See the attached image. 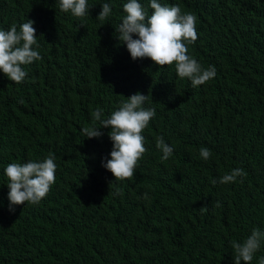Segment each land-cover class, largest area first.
I'll use <instances>...</instances> for the list:
<instances>
[{"label": "trees", "instance_id": "1", "mask_svg": "<svg viewBox=\"0 0 264 264\" xmlns=\"http://www.w3.org/2000/svg\"><path fill=\"white\" fill-rule=\"evenodd\" d=\"M121 2L101 22L100 0L83 19L54 0H0V27L34 21L42 57L20 84L0 74V264H232V242L264 228V0H167L197 18L188 54L216 68L195 88L170 65L130 59L114 37ZM136 92L156 115L114 197L101 167L109 129L99 139L81 129L96 107L107 115ZM158 136L174 148L167 160ZM49 151L55 183L39 205L9 213L3 167ZM236 167L237 182L211 183Z\"/></svg>", "mask_w": 264, "mask_h": 264}, {"label": "clouds", "instance_id": "2", "mask_svg": "<svg viewBox=\"0 0 264 264\" xmlns=\"http://www.w3.org/2000/svg\"><path fill=\"white\" fill-rule=\"evenodd\" d=\"M54 3L60 13L80 19L89 16V9L93 7L89 0H54ZM99 5L95 19L104 22L113 15L114 0H100ZM120 8V22L114 29V37L131 60L147 58L158 68L170 65L178 78L187 79L194 88L216 76L214 65L204 67L188 54V46L197 40L195 14L182 12L178 4H169L167 0H122ZM39 39L34 21L30 19L19 25L12 23L7 28L0 27V74L15 84L24 82L28 77L26 66L42 60ZM147 102L148 95L136 92L122 99L107 115L103 108L96 107L90 113V126L81 129L87 139H99L102 130L109 129L111 149L106 158H101V167L113 177L109 185L114 197L121 194L118 181L134 176L138 161L146 151L142 133L156 115L154 108L145 106ZM155 147L161 153V160L173 155V146L162 136L156 137ZM198 154L205 162L212 155L206 146H201ZM55 161L54 153L49 151L42 157L11 162L3 167L9 213L18 205H39L55 183ZM244 175V170L236 167L212 179L211 183H234ZM141 198L150 197L145 192ZM262 246L264 228L253 227L242 240L232 242V264H251L254 257L256 264H264V255H256Z\"/></svg>", "mask_w": 264, "mask_h": 264}]
</instances>
